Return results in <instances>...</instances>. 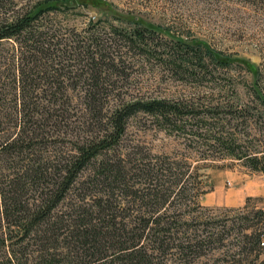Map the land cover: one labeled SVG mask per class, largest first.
I'll return each instance as SVG.
<instances>
[{
	"label": "trees",
	"instance_id": "obj_1",
	"mask_svg": "<svg viewBox=\"0 0 264 264\" xmlns=\"http://www.w3.org/2000/svg\"><path fill=\"white\" fill-rule=\"evenodd\" d=\"M52 1L19 7L18 0H0V42L13 43L9 61L14 62L15 71L11 91L3 89L5 94L0 95V264H164L156 253L164 252L172 237L191 235L181 241L185 243L182 250L199 245L195 233L206 224L199 221L197 199L212 188L203 189L201 168L193 167L186 156L149 155L139 148L127 151L128 120L138 113L153 116L161 130L170 134L188 130L186 140L191 143L199 138L208 150L218 146L221 159L241 162L250 173L264 174V154L236 148L248 135L213 132L221 122L239 121L252 107L232 104L223 115H212L195 111L185 97H139L121 99L103 114V103L119 95L113 93L114 83L129 79L124 73L129 59L136 54L144 60L152 52L154 32L143 27H104L101 22H89L80 31L57 27L50 16L72 7ZM170 44L162 45L156 60L180 78L216 81L220 78L214 76L213 64H228L216 59L209 48L179 40ZM76 60L79 63L72 64ZM259 75L252 97L264 104ZM69 88L87 101L89 129L70 152L61 143L54 154L53 148L61 142L55 138L67 134L64 123L69 117L63 100ZM6 116H11L10 125L3 123ZM208 119H216L212 130ZM198 125L206 130L193 131ZM199 154L200 160L207 161L209 155ZM192 169L194 186L189 180ZM254 215L264 223V208ZM214 237L218 242L224 239L221 233L206 239ZM196 239L198 245L192 243ZM244 239L253 250L259 248L260 236L253 230L242 233L239 246ZM260 254L264 246L253 257L256 264H264ZM193 263L190 259L187 264ZM241 263L237 259L232 264Z\"/></svg>",
	"mask_w": 264,
	"mask_h": 264
},
{
	"label": "rangeland",
	"instance_id": "obj_2",
	"mask_svg": "<svg viewBox=\"0 0 264 264\" xmlns=\"http://www.w3.org/2000/svg\"><path fill=\"white\" fill-rule=\"evenodd\" d=\"M18 1L20 7L25 4L33 5L43 0ZM51 4L72 7L69 11L61 10L50 16L57 27L74 28L80 31L89 22H101L103 23L101 26L104 27L108 24L131 30L143 27L154 32V41L150 42L152 52L144 60L132 54L133 58L129 59L130 64L126 65L127 69L124 72L129 75V79L114 83L113 93L118 91L119 95L106 99L107 101L103 103V114L111 112L121 99L130 100L139 97H160L171 100L185 97L190 99L196 108L195 111L199 113L205 111L212 115L215 113L223 115L224 112L230 111L232 104L242 109L248 106L252 109L243 113L244 117H240L239 121L221 122L217 130L213 132L216 134L220 131L243 132L248 137L236 148H240L244 153L264 154V104L255 101L252 97L258 74H260L258 88L264 96V0H54ZM177 40L191 46L200 45L204 50L209 48L216 59L228 63L221 66L213 64V68L216 69L213 74L220 79L200 82L188 76L180 78L170 73L168 66H159L156 59H159L158 55L162 53V47L169 46ZM12 44L7 41L0 42L1 96L5 94L3 89L6 92L11 91L12 88V74L15 73L14 62L11 64L9 61L12 55ZM165 50L167 55L168 48ZM77 63H79L78 60L72 62L74 65ZM82 84L83 81L80 85ZM70 85L66 84V87ZM69 89L67 100L65 98L63 100L66 115L69 117L64 123L68 125L67 134L62 135L64 137L55 138L58 143L61 142L53 148L54 154L58 152L61 143H63L61 148H67L70 152L74 144L83 139L89 129L88 114L85 110L87 101L82 94ZM219 89L224 91L218 93ZM10 96L11 94L7 95V97ZM217 103L219 108L216 110ZM7 110L15 115L13 109ZM215 120H206L207 124L210 123L208 126L211 130ZM3 123L10 125L11 116L4 117ZM199 125L195 126L193 131L198 130ZM205 130L206 127L202 126L198 132ZM186 133L188 135V130L170 134L161 130L153 116L138 113L127 122L124 134L125 149L138 151L139 148L145 154L170 155L175 159L181 156L188 157L187 161L193 167L201 168L198 173L203 175L199 179L204 183V190L212 188L213 183L222 182H224L222 183L224 192L230 188V183L234 190L238 186L235 184L238 176L246 180L249 178L254 182H264V174L250 173L248 167L241 162H232L227 158L221 159L222 152L218 146L208 150L199 138L195 140V143L186 140ZM78 137L81 138L77 140ZM49 151L51 153L52 149L49 148ZM201 152L204 156L209 155L206 156L207 161L200 160ZM190 173L193 179L189 180L194 186V169ZM249 175L250 177H246ZM261 185L264 187L263 184ZM191 193L193 194L194 191L192 190ZM210 197L207 195L204 198L202 195L197 199L199 221L206 224L197 227L195 235L198 236L199 245L196 239L192 243L197 242L198 246L182 250L185 243L182 245L181 241L190 238L191 235L172 237L173 241L169 242L168 248L161 254L156 253L157 256L159 255V262L187 264L188 260L193 259V264H232L240 259L241 264H256L253 262V257L262 246L259 245V248L253 250L249 240L244 239L245 243L242 247L239 246V241L242 233L249 234L252 230L260 236L261 241L264 240V223L254 215L257 209L264 208V199L253 197L252 200L247 202L245 200L244 204L238 207L207 206ZM222 226H224L223 231ZM247 226L251 228L245 230ZM192 227L191 225L190 228ZM212 233H221L224 237L222 242L215 240V237L206 239ZM165 246L166 243L162 247L165 249ZM263 259L264 254H260L259 260Z\"/></svg>",
	"mask_w": 264,
	"mask_h": 264
},
{
	"label": "crops",
	"instance_id": "obj_3",
	"mask_svg": "<svg viewBox=\"0 0 264 264\" xmlns=\"http://www.w3.org/2000/svg\"><path fill=\"white\" fill-rule=\"evenodd\" d=\"M246 177H250V175ZM222 183L220 184L213 183L212 191L204 195V198L207 195L211 196L207 203V206L224 205L230 207H238L243 205L247 198L258 197L264 199V187H262L261 185V184L264 185V182H254L253 180H249V178L248 180H246L238 176L235 182V184L238 186L235 187L234 190H232L233 187L231 186L232 184L230 183V188L226 189V192L223 191L224 184Z\"/></svg>",
	"mask_w": 264,
	"mask_h": 264
},
{
	"label": "built area",
	"instance_id": "obj_4",
	"mask_svg": "<svg viewBox=\"0 0 264 264\" xmlns=\"http://www.w3.org/2000/svg\"><path fill=\"white\" fill-rule=\"evenodd\" d=\"M260 245L261 246H264V240L261 241Z\"/></svg>",
	"mask_w": 264,
	"mask_h": 264
}]
</instances>
